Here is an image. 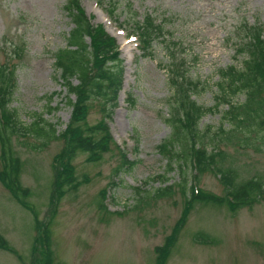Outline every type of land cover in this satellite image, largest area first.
I'll return each instance as SVG.
<instances>
[{
  "label": "rangeland",
  "instance_id": "obj_1",
  "mask_svg": "<svg viewBox=\"0 0 264 264\" xmlns=\"http://www.w3.org/2000/svg\"><path fill=\"white\" fill-rule=\"evenodd\" d=\"M102 1L119 6L116 13L127 31L133 21L126 22L125 17L131 12L138 18L148 13L161 24L165 38L155 39L152 51L143 54L136 38L112 21L97 0H81L90 22L94 26L103 23L120 47L124 84L108 122L117 146L98 161L78 153L73 165L81 184L52 204L53 163L56 160L58 165L59 156L66 157L67 141L61 133L72 114L55 62L59 51L67 46L74 24L64 9L66 0H0V65L14 69L16 77L8 107L16 111L23 126L41 114L59 134L39 149L20 143L24 139L33 145L42 142L31 132L20 135L18 141L13 139L24 161L22 183L33 191L29 198L33 207H23L0 182V233L16 250L0 249V264H25L35 253L39 257L40 226L34 211L40 223H48L52 229L56 264H157L156 247L166 242L183 216L191 185L218 195L225 192L215 172L197 180L190 163L182 167L183 174L178 164L170 167L159 151V144L171 134L167 123L172 99L166 69L171 63L168 50L175 51V61H183L187 78L198 84L193 87L192 98L213 108L200 120L204 141L212 145L218 127L231 126L223 117L224 105L216 107L219 71L230 65L242 67L245 55L238 54V44L250 28L262 26L264 36V0ZM86 39L90 42L89 37ZM73 81L79 82L76 78ZM128 93L132 103L126 98ZM243 100L244 94L234 95L235 102ZM93 104L87 118L90 124L103 115L99 102ZM243 135L239 132L238 137ZM253 141V147H243L235 140L220 145L226 152V159L220 161L238 169L239 179H264V133ZM122 151L135 163L122 164ZM120 165L122 171L118 173ZM169 184L173 186L171 195H154L157 188ZM102 201L107 209L101 206ZM199 231L217 241H195ZM164 264H264V201L237 211L225 205L195 202Z\"/></svg>",
  "mask_w": 264,
  "mask_h": 264
},
{
  "label": "trees",
  "instance_id": "obj_2",
  "mask_svg": "<svg viewBox=\"0 0 264 264\" xmlns=\"http://www.w3.org/2000/svg\"><path fill=\"white\" fill-rule=\"evenodd\" d=\"M98 1L111 17L118 19L116 13L119 9L118 5L112 1L109 5H105L102 0ZM64 9L74 26L69 32L67 46L57 54L55 68L60 72V78L67 90V101L73 110L67 129L61 133L67 141L66 157L59 156L58 165L56 160L53 163L55 174L50 193L52 204L57 203L67 190L81 184L73 165V160L79 152L87 153L89 161H98L113 149V145L116 146L105 118L112 114L124 76L121 65L123 60L119 57L115 37L102 25L94 26L90 22L81 0H66ZM128 20L133 21V29L137 33L143 54L152 51L155 39L165 38L161 24H157V20L151 18L148 13L140 19L131 12ZM250 29L243 41L238 44V54L245 55L242 67L230 65L219 71L217 82L219 101L216 107L224 105L223 117L231 123V126L227 128L225 124H221L218 131L213 134L212 145L204 141L206 137L200 127V119L205 113L213 111V108L202 106L192 98L193 87L197 88L198 84L187 78L185 63L175 61L177 58L175 51L168 50L171 63L166 69L169 74L172 99L169 102L170 116L167 118V123L171 127V134L159 144V151L167 158L170 167L178 164L183 174L185 170L182 167L190 163L196 170L197 180L207 172H215L224 185L225 192L218 195L199 189L197 184L191 185L190 195H186L188 201L183 216L179 218L173 232L167 236L166 242L156 247L157 264L166 262L175 245L178 230L186 221L195 202L225 205L232 211H237L264 201V179L259 176L239 179L241 176L238 169L220 161V158L226 159V152L220 146L225 140L229 142L235 140L243 147H253L255 146L253 138L261 132L264 133L263 27L255 25ZM87 37L90 38V42L87 41ZM172 43L173 47H176L177 43L174 41ZM74 78L79 82L74 83ZM15 85V70L7 65H0V182L23 207L32 210L33 204H30L29 198L33 191L22 183L24 161L14 147L13 139L18 141L20 135L31 132L41 137L42 142L33 145L24 139L20 143L24 147L39 149L47 144L48 140L58 138L59 134L54 125L47 122L41 114L37 115L29 126H23L20 119H17L16 111L8 107ZM237 94H244L243 102L234 101V95ZM72 95H75L74 99ZM95 100L99 102L105 118L103 117L96 124H89L87 118ZM239 132L244 135L238 137ZM122 156L124 158L122 164H126L127 160L129 166L135 163L129 160L123 151ZM116 171H122V166L117 167ZM183 182L187 184L186 179H183ZM185 184L181 183V186L182 191L187 194ZM172 193L173 186L169 184L157 188L154 195L165 197ZM105 194L106 190H103L102 195ZM101 206L107 209L103 201ZM34 213L40 226L37 237L39 257L37 258L34 252L32 261H26L25 264H56L52 229L48 223L41 224L38 215L35 211ZM194 238L195 241L203 243L217 241L203 231L197 232ZM0 249L16 252L10 241L1 233ZM19 256L22 259V256Z\"/></svg>",
  "mask_w": 264,
  "mask_h": 264
},
{
  "label": "snow or ice",
  "instance_id": "obj_3",
  "mask_svg": "<svg viewBox=\"0 0 264 264\" xmlns=\"http://www.w3.org/2000/svg\"><path fill=\"white\" fill-rule=\"evenodd\" d=\"M134 39V38H133Z\"/></svg>",
  "mask_w": 264,
  "mask_h": 264
}]
</instances>
